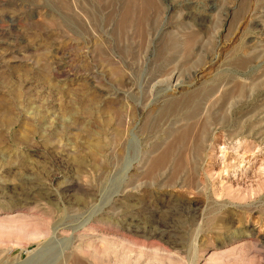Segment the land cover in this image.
<instances>
[{"label":"rangeland","instance_id":"1","mask_svg":"<svg viewBox=\"0 0 264 264\" xmlns=\"http://www.w3.org/2000/svg\"><path fill=\"white\" fill-rule=\"evenodd\" d=\"M0 264H264V0H0Z\"/></svg>","mask_w":264,"mask_h":264}]
</instances>
